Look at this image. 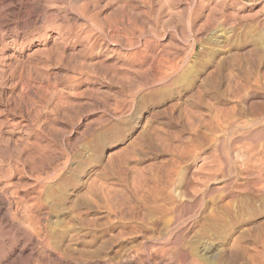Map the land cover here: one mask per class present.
<instances>
[{
    "label": "rangeland",
    "instance_id": "1",
    "mask_svg": "<svg viewBox=\"0 0 264 264\" xmlns=\"http://www.w3.org/2000/svg\"><path fill=\"white\" fill-rule=\"evenodd\" d=\"M263 185L264 0H0V264H264Z\"/></svg>",
    "mask_w": 264,
    "mask_h": 264
},
{
    "label": "bare ground",
    "instance_id": "2",
    "mask_svg": "<svg viewBox=\"0 0 264 264\" xmlns=\"http://www.w3.org/2000/svg\"><path fill=\"white\" fill-rule=\"evenodd\" d=\"M258 49V48H257ZM207 50V49H206ZM259 50V49H258ZM202 52V51H201ZM255 52H257V51H255ZM258 53V52H257ZM203 56V55H202ZM201 56V57H202ZM259 56V55H258ZM205 57V56H204ZM237 57V56H236ZM260 57V56H259ZM203 58V57H202ZM256 58V57H255ZM258 58V57H257ZM201 61V60H200ZM244 61V60H243ZM236 62V61H235ZM234 65V64H233ZM237 68V67H236ZM248 68V67H247ZM216 72V71H215ZM248 72V71H247ZM256 72V71H255ZM254 73V72H253ZM257 77V76H256ZM253 78H255V77H253ZM227 79V78H226ZM234 80V79H233ZM208 81V80H207ZM251 81H253V80H251ZM250 81V82H251ZM211 83V82H210ZM217 83H218V81H217ZM255 83V82H254ZM219 84H220V82H219ZM241 84V83H240ZM205 85V84H204ZM210 85V84H209ZM214 85V84H213ZM208 86V85H207ZM217 86V85H216ZM240 86V85H239ZM210 89V88H209ZM215 89V88H214ZM216 90V89H215ZM256 90H258L259 91V89H256ZM234 91V90H233ZM242 91V90H241ZM262 91V90H261ZM210 92H211V90H210ZM239 93H240V91H238ZM232 93V92H231ZM235 93V92H234ZM238 96V95H237ZM209 97V96H208ZM211 98V97H210ZM239 99V98H238ZM208 104V103H207ZM245 104V103H244ZM209 111V110H208ZM240 112V111H239ZM237 116V115H236ZM235 119V118H234ZM228 122V121H227ZM233 123V122H232ZM228 125V124H227ZM258 134V133H257ZM256 136V135H255ZM257 136H259V135H257ZM261 136V135H260ZM255 138V137H254ZM253 139V138H252ZM217 160V159H216ZM215 163V162H214ZM221 164V163H220ZM212 167V166H211ZM206 170V169H205ZM215 170V169H214ZM213 170V171H214ZM207 171V170H206ZM208 172V171H207ZM216 173V172H215ZM210 179V178H209ZM263 181V180H262ZM261 182V181H260ZM264 186V185H263ZM260 187H261V185H260ZM166 194V193H165ZM168 194V193H167ZM237 196V195H236ZM158 200V199H157ZM177 200V199H176ZM235 200V199H234ZM154 201V200H153ZM162 202V201H161ZM171 203V202H170ZM182 206V205H181ZM233 207V206H232ZM209 210H211V209H209ZM166 211H167V209H166ZM161 212V211H160ZM8 213V212H7ZM6 213V214H7ZM167 213V212H166ZM5 214V213H4ZM171 214V213H170ZM170 216V215H169ZM4 217V216H3ZM166 220V219H165ZM147 223V222H146ZM3 224V223H2ZM7 230V229H6ZM264 230V229H263ZM8 231V230H7ZM7 234V233H6ZM203 234V233H202ZM264 234V233H263ZM204 235V234H203ZM6 236V235H5ZM242 247V246H241ZM4 248V247H3ZM234 248V247H233ZM8 249V248H7ZM2 252V251H1ZM193 252V251H192ZM184 253V252H183ZM184 255V254H183ZM191 255V254H190ZM1 256V255H0ZM174 256V255H173ZM212 258V257H211ZM215 260V259H214Z\"/></svg>",
    "mask_w": 264,
    "mask_h": 264
}]
</instances>
